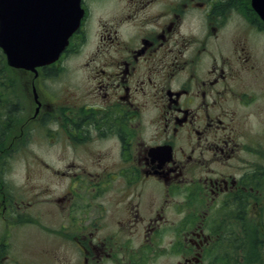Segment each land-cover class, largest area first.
Masks as SVG:
<instances>
[{
    "label": "flooded vegetation",
    "instance_id": "af4514ba",
    "mask_svg": "<svg viewBox=\"0 0 264 264\" xmlns=\"http://www.w3.org/2000/svg\"><path fill=\"white\" fill-rule=\"evenodd\" d=\"M80 7L68 45L36 73L9 66L0 45V264H264V21L252 0ZM32 124L39 192L6 177ZM31 221L37 232L21 228Z\"/></svg>",
    "mask_w": 264,
    "mask_h": 264
},
{
    "label": "water",
    "instance_id": "95a60500",
    "mask_svg": "<svg viewBox=\"0 0 264 264\" xmlns=\"http://www.w3.org/2000/svg\"><path fill=\"white\" fill-rule=\"evenodd\" d=\"M80 0H0V45L8 63L34 69L51 62L78 26ZM254 8L264 19V0Z\"/></svg>",
    "mask_w": 264,
    "mask_h": 264
},
{
    "label": "rangeland",
    "instance_id": "374dc122",
    "mask_svg": "<svg viewBox=\"0 0 264 264\" xmlns=\"http://www.w3.org/2000/svg\"><path fill=\"white\" fill-rule=\"evenodd\" d=\"M17 96L30 108V110L32 109L33 104L30 97L21 92L20 95L18 94ZM34 126V124L31 125L30 138L25 141L26 148L24 153L17 152L13 155L11 160L8 161L7 164L10 163L11 166L8 168L9 171L6 177L13 180L15 186H30L32 191L39 192L42 187V172L40 171V165L42 166V153L44 152H42V138L37 134V130L34 129ZM54 149L55 148L47 151L46 160L54 159ZM0 157V162L7 159L3 154H0ZM1 176L2 175H0V180ZM39 206L40 204L38 203L32 211H37ZM31 222H34V224L21 228H27L30 231L37 232V230H39V225L35 221ZM38 236L40 237L39 234ZM38 236L36 238L39 239ZM262 254H264V252H262Z\"/></svg>",
    "mask_w": 264,
    "mask_h": 264
}]
</instances>
